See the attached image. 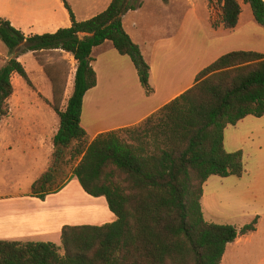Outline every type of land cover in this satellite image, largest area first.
Segmentation results:
<instances>
[{
    "label": "trees",
    "instance_id": "1",
    "mask_svg": "<svg viewBox=\"0 0 264 264\" xmlns=\"http://www.w3.org/2000/svg\"><path fill=\"white\" fill-rule=\"evenodd\" d=\"M61 1L71 26L52 34L25 37L0 18V42L12 56L0 69V122L9 114L12 75L32 85L17 60L20 47L33 55L54 50L69 54L76 67L63 110L55 79L44 69L53 83L49 104L59 124L49 166L31 184L29 196L44 201L76 178L85 194L105 199L115 220L99 226L65 225L60 246L0 240V264H221L228 244L256 230L257 217L239 230L205 220L203 186L212 176L242 178L246 173L241 152L225 151L224 130L246 117L264 116V55L225 54L200 71L190 89L141 123L90 141L81 114L85 94L97 84L94 48L110 42L130 59L146 95L151 93L149 66L121 22L141 4L112 0L100 14L76 21L66 0ZM218 1L223 26L233 29L239 5L236 0ZM244 1L264 27V0Z\"/></svg>",
    "mask_w": 264,
    "mask_h": 264
},
{
    "label": "crops",
    "instance_id": "2",
    "mask_svg": "<svg viewBox=\"0 0 264 264\" xmlns=\"http://www.w3.org/2000/svg\"><path fill=\"white\" fill-rule=\"evenodd\" d=\"M111 1L96 0L93 4L98 3L99 8L90 14V4L83 0L80 8L87 14L82 18H78L74 8L66 2L75 20L85 21L106 10ZM138 1L141 6L127 11L121 22L149 66L151 93L146 95L130 59L118 54L110 42L94 48L91 57L97 84L85 94L81 114V127L90 141L99 134L141 123L190 89L196 75L225 54L243 51L264 55V27L255 21L250 6L244 0H236L240 14L233 29L223 26V4L218 0ZM156 9L164 14L158 25H154L149 18L155 16ZM0 18L8 21L25 37L52 34L71 26L70 16L61 0H53L51 6L38 12L26 10L20 17H14L10 10L3 9L0 4ZM154 27L157 33L153 31ZM46 52L67 54L60 50ZM105 79L106 83L103 84ZM45 98L46 102L35 104L10 101L9 114L0 122V166L15 170L20 166L30 169L32 173L36 169V174L27 183L29 190L49 166L53 152L52 139L58 130V117L47 102H50L52 92L49 91ZM104 119H110V122L102 124ZM230 127L235 130L234 153L249 144L252 155H259L257 168L250 175L245 169L242 178L235 177L236 188L232 194L235 204L247 211L249 223L257 217L256 230L250 233L252 235L264 221V116L246 117L235 126H228L224 130V147L225 133ZM213 177L216 176L208 178L204 184L201 199L202 212L206 210L209 217H212L210 199L214 201L215 198L206 195V188L217 182ZM71 181L72 178L65 187ZM29 190L23 194L0 197V240L35 242L40 236L52 233L60 235L63 226L43 231L35 212L32 213L56 194L40 201L30 197ZM102 205L105 206L104 203ZM114 220L112 214L107 223ZM234 242L226 246L222 262L229 250L233 258L237 255L238 248Z\"/></svg>",
    "mask_w": 264,
    "mask_h": 264
},
{
    "label": "rangeland",
    "instance_id": "3",
    "mask_svg": "<svg viewBox=\"0 0 264 264\" xmlns=\"http://www.w3.org/2000/svg\"><path fill=\"white\" fill-rule=\"evenodd\" d=\"M52 1L53 0H0V4L3 9L10 10L14 17H20L26 10L38 12L43 8H47L51 6ZM66 1L74 8L78 18L86 16L87 13L80 8L83 0ZM87 1L90 4V14L97 12L99 8L98 3L93 4L96 0ZM156 10L155 16L153 18L149 17L151 21H154V25H158L159 21L163 19L164 16L163 11L159 9ZM153 31L157 33V28L154 27ZM18 52L19 55L17 60L24 67L32 85L30 87L19 76L16 74L12 75L11 82L14 88V98L11 99V97L9 103L10 101L11 103L22 102L31 104L46 102L45 96L49 94V91H53V83L45 72L44 69H46L50 76L55 79V90L57 91V97H59V107L63 110L73 89L76 64L71 56L54 52H43L35 55L32 53H23V46L19 48ZM11 57L12 56H9L5 46L0 42V69ZM106 74L105 71V75ZM105 83L106 79L103 80V84ZM102 88H104V86ZM47 102H53V93L50 102ZM107 103L110 104V101ZM109 122L110 119H104L102 124H108ZM234 134L235 130L231 127L225 133L226 139L224 149L228 153H234L236 148ZM120 137L123 139L126 138L123 133H120ZM249 147V144H245L242 148L243 151L238 150L236 152H241L243 164L250 175V173L257 168L259 155H252ZM35 174L36 169L32 173L30 169L21 168L20 166L16 170L13 167L0 166V197L9 194L26 193L29 190L27 183ZM213 179L217 182L209 184L206 188V195L215 198L214 201L210 199L212 217H209L206 210H204L202 212L204 219L217 224H228L239 230L250 221H248L249 215H247V211L235 204L236 200L232 195L236 188V186H234L236 178L220 179L218 177H213ZM102 203H104L105 206L102 205ZM32 213L39 219L41 223L39 227H41L43 231L47 228L54 229L55 227L65 225L99 226L106 224L110 215H112L107 207L105 199L93 198L85 194L76 178H72V181L67 187L51 197L47 204L37 207V212L34 210ZM53 234L54 233L49 236L45 235V237L40 236L38 237V241L35 242L53 243L60 246V235ZM250 235L251 234L238 236L234 242L235 246L238 248L237 255L233 258L229 250L221 264H264V221L257 227V232Z\"/></svg>",
    "mask_w": 264,
    "mask_h": 264
}]
</instances>
